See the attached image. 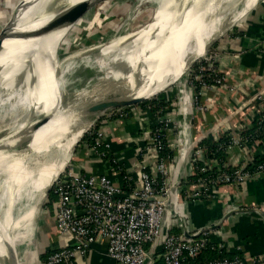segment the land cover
<instances>
[{
  "label": "bare ground",
  "instance_id": "bare-ground-1",
  "mask_svg": "<svg viewBox=\"0 0 264 264\" xmlns=\"http://www.w3.org/2000/svg\"><path fill=\"white\" fill-rule=\"evenodd\" d=\"M79 1L40 0L24 10L21 33L0 51V264H19L18 254L34 250L42 203L94 122L90 110L177 85L261 0H138L126 11L134 20L148 12L146 23L61 56L87 13L76 14ZM97 52L108 57L94 63ZM86 63L92 77L72 101L73 80Z\"/></svg>",
  "mask_w": 264,
  "mask_h": 264
},
{
  "label": "built area",
  "instance_id": "built-area-1",
  "mask_svg": "<svg viewBox=\"0 0 264 264\" xmlns=\"http://www.w3.org/2000/svg\"><path fill=\"white\" fill-rule=\"evenodd\" d=\"M259 46L264 49V43ZM204 60L207 66H201L191 81L194 106L200 111L208 110L209 105L201 102L198 87L228 86L225 77L216 69L211 53ZM205 71L211 72L214 84L204 81L202 72ZM230 89L238 91L234 86ZM248 104H252L256 113L263 112L257 117L254 134L242 135L241 131H234L229 140L221 143L220 150L240 147L246 152L250 149V140L259 136L264 126V89ZM126 109L118 108L108 115L124 117ZM155 113L157 121L147 146L158 155L155 173L142 167L136 180L132 173H126L125 184L119 185L107 175L77 172L70 165L55 181L51 192L56 226L61 233L70 235L73 243L48 253L44 264H75L78 253H88L101 240L106 241V253L115 264H154L159 256L164 264H192L207 250L217 256L203 264H264V253L247 259L225 255L226 247L212 239L213 230L203 231L193 238L186 236L187 232L175 231L188 216L184 205L180 204L181 189L190 201L211 198L219 185L243 184L264 176V160L256 162L250 154L248 161L240 165L212 170L206 149L201 145L202 139L188 140L185 155L191 163H196V177L178 180L169 165L174 160L170 152L176 151L177 145L168 142V134L171 129L179 131L181 121L168 116L162 108ZM89 134L94 153L102 158L111 156V144L103 132L93 127Z\"/></svg>",
  "mask_w": 264,
  "mask_h": 264
},
{
  "label": "crops",
  "instance_id": "crops-1",
  "mask_svg": "<svg viewBox=\"0 0 264 264\" xmlns=\"http://www.w3.org/2000/svg\"><path fill=\"white\" fill-rule=\"evenodd\" d=\"M236 25V29L218 41L211 51L214 65L225 77L228 86L200 89V100L208 104L209 109L200 111L195 108L194 90L187 86L186 75L176 85L180 91L186 92V109H180L178 92L175 96L177 107L165 110L168 116L181 121L179 126L186 129L189 141L219 137L227 131H242L244 127L251 128L257 120L258 115L248 101L264 89V49L259 46L264 43V0ZM231 86L238 88V91H232ZM162 93L165 96L172 95V89ZM188 97L191 99L188 100ZM167 101L172 104L171 100ZM126 112L127 116L124 117L107 114L99 119V125L95 128L102 131L104 138L110 142L111 156L102 158L96 155L90 147L91 142L84 141L77 150V157L73 159L77 172L104 174L119 185L125 184L126 173H132L136 180L142 167L156 172L158 155L153 149L147 148L157 121L156 113L142 104L130 106ZM184 117L192 119V123L183 125ZM177 135V129H171L168 134V142L175 147ZM250 149L245 152L247 157L255 155V150ZM176 152V158L169 162L173 175L178 180L194 176L195 167L189 157L186 153L179 156L177 148ZM227 153L228 165L245 162L238 147ZM181 191L180 204L184 205L188 216L183 218L182 227H176L175 231L178 232L192 234L206 226L212 227L230 209L256 208L264 212V176L243 184L219 185L211 198L196 201L188 200L185 190ZM39 217L34 250L21 258L17 252L23 264H44L48 253L73 243L70 235L57 229L53 207ZM211 236L215 242L223 244L226 253L231 256L238 255L247 259L264 253V221L256 214H234L217 230L211 231ZM106 252L107 243L101 240L88 253H78L75 264H115Z\"/></svg>",
  "mask_w": 264,
  "mask_h": 264
},
{
  "label": "rangeland",
  "instance_id": "rangeland-1",
  "mask_svg": "<svg viewBox=\"0 0 264 264\" xmlns=\"http://www.w3.org/2000/svg\"><path fill=\"white\" fill-rule=\"evenodd\" d=\"M17 2H18V0H0V30H1L2 26H3V23L8 18L9 14H11V10H12L13 6ZM138 3H139L138 0H108V1H103V2L93 6L83 16L81 22L78 25H76L75 29L72 31L71 43H69V46H68V48L66 50L62 51L63 53H61V56H65L68 53H73V52H76V51L83 50L84 48H86L88 46H91L93 44L108 43L115 36H120L121 34H124L127 31L128 27H129V25L131 23H132L131 29H136L141 23H146L148 21L149 17H150L149 16L150 14L148 12L141 13L140 16H138L134 20L133 19L134 17H132L131 19L129 18L130 13H128L126 11V7H125L126 5H129L130 9H132ZM140 10H138V12ZM251 10H253V9H251ZM249 12L247 13V15L249 14ZM237 26L238 25L234 26L232 29H230L229 31H226L223 35L218 37L217 40H215L213 42V44L210 46V48L208 49V52L206 53V55L203 56L201 59H199L197 62H200V60H203V59L207 58L209 56V53H211V51L213 50L215 44L218 41H220L221 39H223L228 33L233 31L234 29H236ZM98 55H99V52L95 53L91 57V61L94 62L95 59L98 57ZM92 67L93 66L90 67V64L88 66L87 63H86V64L83 65L81 70L77 73V75L75 76V79L73 80L74 81L73 82V87L71 88V91H70L71 92L70 100L73 101L75 96H77V94L79 92H81L86 87H88L89 80L92 77L91 73H90L91 70H92ZM74 74H75L74 71H72V76H74ZM192 79H193V71H192V68H191L189 70L188 79H187V83H188V86L190 88L192 87V85H191ZM171 89H172V95L165 96L163 93H160L156 97H154V98H158V97L159 98H164V101L166 99L165 102H168L167 100H171L172 104L171 105L169 104L166 107V108H170V109H172V107H177L176 106V101L177 100H176L175 96H176V93L179 92V88L176 85L171 87ZM148 108H149V106H148ZM166 108L164 110H167ZM108 113H106L105 115H107ZM98 121H99V119L97 121L93 122L89 126V128L87 129L86 133H89L90 129L95 127V125H96V123ZM83 137L77 143V145L75 147V150L73 151V154L71 155V157L69 159V163L66 166V168L64 169V171L67 170V168L70 165H73V159H75L77 157V155H76L77 150L83 144L81 142ZM48 203H49V196L46 197V199L44 200L43 205L41 206L40 216H42L44 212L52 210V204L48 206Z\"/></svg>",
  "mask_w": 264,
  "mask_h": 264
},
{
  "label": "water",
  "instance_id": "water-1",
  "mask_svg": "<svg viewBox=\"0 0 264 264\" xmlns=\"http://www.w3.org/2000/svg\"><path fill=\"white\" fill-rule=\"evenodd\" d=\"M39 1L40 0H18V2L13 6V8L11 10V14H9L8 18L3 23V26H2V28L0 30V51L2 49V46H3V43H4L5 40L12 39V38H17L19 36V34L21 33V31L17 29V20L20 17H22V15H23L22 12L24 10L32 7L33 5H36ZM103 1H108V0H81V1L78 2L79 4L75 7V10L78 11V12H76V14H81V13L85 14L93 6H95L96 4H99V3L103 2ZM107 57H108V55H105L104 58H103V56L101 57L99 55V57H97L95 59L94 63H98L97 59H99V58H101L104 61V60H106ZM196 62H194L190 66V69L193 67V65ZM157 95L158 94H156L155 96H152L150 98H145V99H143V98L142 99H136V100H133L132 102H127V103H117V104H113V105H101L100 107H94L93 109H91L90 113H93L95 115V120H94V122H95L98 119H100L101 116L105 115L109 111H112V110H115V109H118V108H128L130 106H134V105L140 104V103H142L144 101L150 100V99L156 97ZM190 99H191V97H188V100H190ZM186 101H187L186 92L185 91H180V98H179L180 109H183V110L186 109V105H185ZM191 123H192V119L186 118V117L182 118V124L183 125H188V124H191ZM86 132H87V130L84 132L83 136L85 135ZM0 138H1V135H0ZM187 145H188V139H187L186 129L184 127H181L179 129L178 135H177V148H178L179 156H183L186 153ZM22 147H26V146H22ZM74 150H75V148H74ZM238 150L241 153L244 161H248V157L245 154V152L242 150V148L239 147ZM52 187L47 191L45 199L51 193ZM43 203H42V205H43ZM234 214H256L264 221V212L259 210V209H256V208H252V209H233V210H230V211L226 212L216 222V224L213 225L212 227L211 226H207V227L199 229L195 233H192V234H187L186 233L185 235L188 236V237L193 238V237L199 236L203 231H206V230H217L219 227H221L227 221V219L230 216H232ZM18 261H19L20 264H23L21 259H19Z\"/></svg>",
  "mask_w": 264,
  "mask_h": 264
},
{
  "label": "trees",
  "instance_id": "trees-1",
  "mask_svg": "<svg viewBox=\"0 0 264 264\" xmlns=\"http://www.w3.org/2000/svg\"><path fill=\"white\" fill-rule=\"evenodd\" d=\"M201 66H207V61L206 60H201L200 62H197L193 65L192 67V71H193V75L195 73H197L199 71V68ZM210 71H205V72H202L203 74V79L204 81H206L208 84H214V82L212 81V78L213 76L210 75ZM202 88L201 87H198V90H200ZM154 92L150 93V95H152ZM143 96H148V95H143ZM142 105H144L145 107L149 106L151 107V110L153 112H156V110L159 108H162V109H165L169 104L170 102H165L163 98H153V99H150V100H147V101H144L142 103H140ZM260 114H263L260 113ZM260 114L257 113V115L259 116ZM257 121H254L253 125L251 128H248V127H244L241 131V134L242 135H247V134H254V131L257 127ZM99 125V121L96 123V126L97 127ZM97 129V128H96ZM259 136L256 137L255 139H251L249 144L250 146L252 147V149H254V160L256 162H259V161H262L264 160V148H263V145H264V126L262 127V130L259 132ZM232 136V133L231 131H227L225 132L223 135L219 136V137H213V138H204L201 142V145L206 149V153H207V157L209 158V160L211 161L210 163L212 164V170H222L226 167H231V165H228L226 163V156H227V152L228 151H224V150H220L219 147L221 145V143H224L225 141L229 140ZM92 140V135H90L89 133H86L82 139L81 142H84V141H89L91 142ZM258 149V150H256ZM168 152H170V150L168 149ZM172 158H176L177 156V152L174 150L173 152L171 151L170 152ZM196 164V163H195ZM195 164L193 163L194 167H195ZM251 165L249 164V167ZM196 171V170H195ZM192 177H196V175L192 176ZM53 201H54V197H53V193L51 192L49 194V203H48V206L49 205H53ZM225 255H228L227 253H225ZM217 254L215 252H212V251H205L203 252L197 261L195 262H191L192 264H203L205 263L207 260L209 259H212L214 257H216ZM154 264H164L163 263V259L161 256H159L156 260H155V263Z\"/></svg>",
  "mask_w": 264,
  "mask_h": 264
}]
</instances>
